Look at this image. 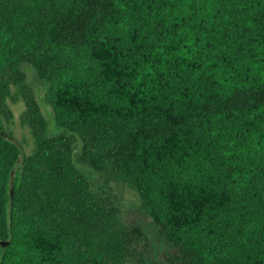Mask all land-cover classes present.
<instances>
[{
    "label": "trees",
    "instance_id": "16d2710c",
    "mask_svg": "<svg viewBox=\"0 0 264 264\" xmlns=\"http://www.w3.org/2000/svg\"><path fill=\"white\" fill-rule=\"evenodd\" d=\"M0 130V264H145L88 168L160 264H264V0H0Z\"/></svg>",
    "mask_w": 264,
    "mask_h": 264
},
{
    "label": "rangeland",
    "instance_id": "374dc122",
    "mask_svg": "<svg viewBox=\"0 0 264 264\" xmlns=\"http://www.w3.org/2000/svg\"><path fill=\"white\" fill-rule=\"evenodd\" d=\"M21 70L24 73L25 80L32 88L34 93V101L38 108L39 113L42 118L47 122L48 131H52L51 128V120H50V112L49 108L42 102L43 95V86L39 83L38 79H36L32 69L27 65H22ZM13 125L12 136L15 139L20 138L22 136L27 144H29L28 134L24 129H19L16 124V117L19 113L22 105L20 102L9 104ZM23 147V151L26 152L27 148ZM91 178H93L97 184H102L103 190L106 193H110L115 195L119 199V203L116 205L113 201L108 202L109 210H113L114 212V223L124 229V232L137 234L139 232L145 235L152 246L150 249L143 254V260L145 264H160L159 258L161 253V243L160 240H156L154 233L148 223L147 217L144 216L142 211L138 206V201L135 195L134 190L126 185L121 184L120 182H114L108 178H105L102 174L88 168L86 170ZM155 237V238H154ZM158 238V237H157Z\"/></svg>",
    "mask_w": 264,
    "mask_h": 264
},
{
    "label": "water",
    "instance_id": "95a60500",
    "mask_svg": "<svg viewBox=\"0 0 264 264\" xmlns=\"http://www.w3.org/2000/svg\"><path fill=\"white\" fill-rule=\"evenodd\" d=\"M0 136L2 138L7 139L9 142H11L13 145L16 146L17 148V155L15 158L14 163L12 164L10 170H9V177H8V183H7V202H6V207H5V224H6V229H7V235L4 240H0V247H3L9 239V233H8V219H9V205H10V196H11V176L15 168L19 167L22 157H23V150L19 144L12 138L7 135H5L1 130H0Z\"/></svg>",
    "mask_w": 264,
    "mask_h": 264
}]
</instances>
